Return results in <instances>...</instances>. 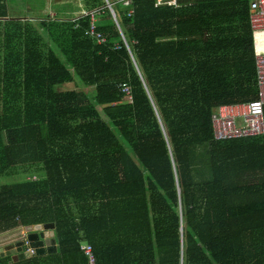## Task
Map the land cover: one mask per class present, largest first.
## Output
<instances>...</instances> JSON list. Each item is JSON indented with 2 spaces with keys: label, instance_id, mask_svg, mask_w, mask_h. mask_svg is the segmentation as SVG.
Masks as SVG:
<instances>
[{
  "label": "trees",
  "instance_id": "obj_1",
  "mask_svg": "<svg viewBox=\"0 0 264 264\" xmlns=\"http://www.w3.org/2000/svg\"><path fill=\"white\" fill-rule=\"evenodd\" d=\"M251 1L0 0V234L54 224L59 244L0 264H88L83 242L97 264H264V134L212 124L260 98ZM77 82L96 95L56 90Z\"/></svg>",
  "mask_w": 264,
  "mask_h": 264
},
{
  "label": "built area",
  "instance_id": "obj_2",
  "mask_svg": "<svg viewBox=\"0 0 264 264\" xmlns=\"http://www.w3.org/2000/svg\"><path fill=\"white\" fill-rule=\"evenodd\" d=\"M135 0H120L128 8V16L134 14ZM181 0H157V6L168 5L178 6ZM112 5V4H111ZM113 7V5H112ZM250 22L253 31L256 66L259 80L260 98L247 103L220 105L212 115V124L215 139L224 141L236 138L255 137L264 134V0H252L250 4ZM90 15L87 11L80 16ZM89 35L98 38L101 44H106V39L97 31L95 15ZM119 49V46L117 47ZM122 92L127 101H132V92L126 85L122 87ZM28 241L26 235L24 239ZM34 254V249L29 248ZM80 252L83 253L88 264H97L94 248L91 244L84 242L80 245Z\"/></svg>",
  "mask_w": 264,
  "mask_h": 264
},
{
  "label": "rangeland",
  "instance_id": "obj_3",
  "mask_svg": "<svg viewBox=\"0 0 264 264\" xmlns=\"http://www.w3.org/2000/svg\"><path fill=\"white\" fill-rule=\"evenodd\" d=\"M10 11L15 15L21 18H36L42 16L44 14H50V16H54L55 12L52 9L53 4L61 5L62 7L59 10H63L66 8L68 4H71L73 9L75 8V16H80L81 13L85 11L84 0H8ZM70 6V8H72ZM10 12V13H11ZM73 15V14H72ZM58 92H71V91H79L86 92L91 97L96 95V90L93 88H88L84 84H67L63 86H59L56 88ZM18 177L12 178L10 181L14 182ZM28 180H38L36 176L32 178H27ZM9 181V183H11ZM12 235H14L17 239H24L26 233L24 231V227L13 229L11 231ZM2 234V233H1ZM0 234V235H1ZM5 234V233H3ZM14 237V238H15Z\"/></svg>",
  "mask_w": 264,
  "mask_h": 264
},
{
  "label": "water",
  "instance_id": "obj_4",
  "mask_svg": "<svg viewBox=\"0 0 264 264\" xmlns=\"http://www.w3.org/2000/svg\"><path fill=\"white\" fill-rule=\"evenodd\" d=\"M108 7L116 19L115 9L110 3L108 4ZM24 231L26 233L28 244H26V241L21 238L16 239L3 247H0L1 257L10 256L15 262L24 260L33 255H31L29 248L34 249L36 256H43L47 253H57L58 244L54 225L46 224L27 226L24 227Z\"/></svg>",
  "mask_w": 264,
  "mask_h": 264
},
{
  "label": "crops",
  "instance_id": "obj_5",
  "mask_svg": "<svg viewBox=\"0 0 264 264\" xmlns=\"http://www.w3.org/2000/svg\"><path fill=\"white\" fill-rule=\"evenodd\" d=\"M52 225H54V224H52ZM54 228H55V226H54ZM14 235H12L11 234V232H6L5 234H1L0 235V247H3L4 245H6V244H8V243H10V242H12V241H14V240H16L17 238L15 237ZM84 243V242H83ZM57 244H58V242H57ZM57 253H59V244H58V249H57ZM56 253V254H57ZM52 254H54V253H52ZM31 255H32V253H31ZM46 255H49L48 253L47 254H45V255H43V256H46ZM34 256H36L35 255V253L32 255V256H30L29 258H25V259H30V258H33ZM12 259V258H11ZM24 259V260H25ZM13 261V260H12ZM20 261V260H19ZM13 262H15V261H13Z\"/></svg>",
  "mask_w": 264,
  "mask_h": 264
}]
</instances>
